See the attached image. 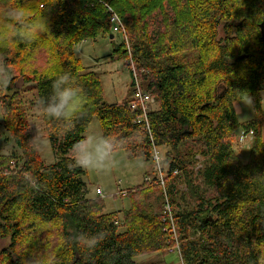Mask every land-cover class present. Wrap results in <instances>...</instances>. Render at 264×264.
Segmentation results:
<instances>
[{
	"label": "trees",
	"instance_id": "obj_1",
	"mask_svg": "<svg viewBox=\"0 0 264 264\" xmlns=\"http://www.w3.org/2000/svg\"><path fill=\"white\" fill-rule=\"evenodd\" d=\"M160 1L0 0V30L3 34L4 28L15 30L10 37L13 53L5 50L4 40L0 42L6 70L13 66L25 82L33 81L39 103L50 91L52 79L62 72L71 73L83 96L81 113L67 134L41 111L56 156L53 164L44 165L28 133L19 98L9 93L11 82L0 89L4 92L0 97L3 126L19 151L0 155V239L9 238V244L0 249V264L43 263L23 251V246L42 240L43 228L55 231L60 242L50 264H136L138 256L166 254L176 245L184 264H261L264 260V49L258 28L264 20V0H228L225 10L214 12L209 44L216 49L210 59L206 53L212 45L197 47L192 24L181 26L171 20L182 10L169 7L173 9L169 11ZM174 5L179 7V2ZM9 6L22 10L28 25L44 20L48 30L32 41L21 40L18 33L24 27L18 29L17 21L5 18ZM159 8L168 25H162ZM111 12L120 18L125 36L133 42L130 56L118 46L115 58L127 59V66L128 60L132 62L144 90L157 103V109L148 114L150 132L134 122L131 100L104 101L98 74L85 70L73 53L84 40L112 35ZM217 23H222L225 34L221 41L216 40ZM194 47L199 49L196 61L180 63L172 57L176 50ZM215 75L221 80L213 94ZM242 99L250 100L254 113L253 120L241 125L253 134L244 163L231 142L239 125L234 104ZM95 115L115 147L128 151L127 142L119 140L134 131L142 135L146 151L130 156L148 158L151 144L174 152L184 139L191 138L206 157L204 168L192 173L182 159H176L169 163L166 177L125 191L129 208L121 217L104 213L99 196H86L84 170L74 166L70 156L72 143L84 137ZM175 179L188 190H178ZM152 188L159 189V198L166 197L169 214L150 202ZM81 233L103 234V239L93 250L82 249L75 241Z\"/></svg>",
	"mask_w": 264,
	"mask_h": 264
},
{
	"label": "rangeland",
	"instance_id": "obj_2",
	"mask_svg": "<svg viewBox=\"0 0 264 264\" xmlns=\"http://www.w3.org/2000/svg\"><path fill=\"white\" fill-rule=\"evenodd\" d=\"M176 2H179V7L174 5ZM159 3L162 8L166 7L169 11H173L171 8H175L177 11L182 10L181 12H178L180 13V17H177V13L176 17H173L174 19L171 20L181 26H189L191 23L194 29L193 34L197 40H195L197 42V47L200 48L203 44L205 47L212 45L207 49L206 53L208 55V59L212 58L216 49V45L209 44L210 36L212 34V28L210 25H213L212 16L214 12L216 13L225 10L224 8L228 7V0H161ZM162 8H159L158 10L159 19L164 26L168 25V21L166 17H163L160 14ZM31 16L32 15H30V17ZM217 19L218 18L215 17V20ZM151 20L153 22V19ZM16 24V27L19 26L18 29H20L23 27V24L28 23L27 20L24 19L23 22H17ZM214 26L216 40L221 41V39L225 38L224 31H222V23H217V25L214 24ZM13 30H10V27L4 28V34L0 30V42L3 40L5 41L3 43L5 50L10 49V54L15 50L11 45L10 38ZM111 36L112 37L109 35L105 37L98 36L94 39L84 40L75 45L73 53L75 58L79 60L81 66L85 70H90L98 74L104 101L107 104H116L120 103L122 100H132L133 93L131 92L130 87V71L126 66L127 59L115 58L113 52L115 48L119 46V51L124 53V50H126L128 55L127 45L124 42L123 35L121 33H115ZM127 40L129 48L132 51L133 42L131 43L128 37ZM197 47L192 49H182L181 51L176 50L172 53V57L180 63H190L192 61H196L199 57V49ZM180 48H183V46ZM4 55V49L2 50L0 47V72L6 70L5 66L7 61ZM12 68L13 66H10L8 68L9 71L6 70L9 75V82H11L9 93L13 92L19 98V105L26 116L28 133H30L34 139L41 161L44 165L53 164L56 160V156L52 151L49 140L45 134L35 84L33 81L25 82L22 74L18 73L15 69L13 71ZM211 80L213 83L211 88L214 94L215 86L221 80V76L215 75L211 78ZM2 93L4 92L0 91V97L3 96ZM261 99V106L264 109V92L261 93ZM248 100L249 99H242L234 104V111L236 112V118L239 125L231 138L232 148L240 161L243 163L248 159L249 148L253 142V134L251 136V142H246L248 132L244 131L241 126L242 124L254 119L251 102L250 100L248 102ZM155 109H157L156 101L155 104L150 105V112ZM94 130L103 134L99 119L96 115L90 122L84 136ZM261 139L264 141V127L261 129ZM112 140L114 141V139ZM122 142H127L129 150L127 151L125 147H115V162L110 169L105 171H88L83 169V182L85 183V189L87 190L86 196L89 199L97 197L96 190L99 189L103 194V197L99 196L104 204L103 212L107 214L112 213L118 217H121L122 211L129 208V199L125 194L122 195V191L124 192L135 188L136 186L142 185L146 180L150 181L154 178H159L161 180L162 175L163 178L167 175L169 163L175 161L176 159H182L184 167H187L192 173H195L199 169L202 170L204 168V162L206 161L205 155H202L201 153V146L198 144V146L195 145L191 138L184 139L174 152L164 146L156 147L155 150L160 159L159 167L156 166L151 158L154 149L152 144L149 147L150 155L148 158L144 155L130 156L131 152L142 154L146 151L147 145L144 144L145 140L144 138L142 139L141 134L136 131L131 132L126 135L122 141L119 140V143ZM14 149L17 153L19 152L10 134L3 126V119L0 111V155H7ZM167 151V160L165 164H162L161 160L164 158V154ZM160 173L161 176L159 175ZM196 177V184H199L200 178L198 176ZM175 185L180 191L188 190L186 189L184 182L181 180L175 179ZM151 190L152 193L149 195L150 202H152L157 208L169 214V211L172 210L171 205H168L166 197L163 199L159 198L160 192L158 188H152ZM210 195L211 193L208 192L207 196ZM44 230L45 229L43 228L42 240L34 246H23V251L30 252L35 260L43 262L40 264H50L49 260L56 254L60 242L55 231L46 232ZM47 230H52V228L47 227ZM8 244L9 238L0 239V249ZM26 247L28 248L25 249ZM160 260H163L165 264H181V259L175 251L166 254H146L134 258V262L136 264H151Z\"/></svg>",
	"mask_w": 264,
	"mask_h": 264
},
{
	"label": "clouds",
	"instance_id": "obj_3",
	"mask_svg": "<svg viewBox=\"0 0 264 264\" xmlns=\"http://www.w3.org/2000/svg\"><path fill=\"white\" fill-rule=\"evenodd\" d=\"M5 18L11 21L23 22L24 12L9 6ZM24 31L18 33L21 40L32 41L42 32L48 30L44 20L34 25L23 24ZM9 83L6 70L0 72V88ZM249 102V100H248ZM83 106V96L79 85L69 72L58 73L51 81L50 91L40 98L39 107L43 115L61 125L63 134L70 132L80 115ZM42 146V145H40ZM33 150H36L34 147ZM71 161L74 166L88 171H105L115 162V143L107 135L98 131H91L76 140L70 147ZM103 239V234L90 235L81 233L75 237L76 244L87 250H93ZM264 264V260L261 261Z\"/></svg>",
	"mask_w": 264,
	"mask_h": 264
},
{
	"label": "built area",
	"instance_id": "obj_4",
	"mask_svg": "<svg viewBox=\"0 0 264 264\" xmlns=\"http://www.w3.org/2000/svg\"><path fill=\"white\" fill-rule=\"evenodd\" d=\"M110 23H111V33L112 34L121 33L123 35L124 42L127 45L128 55L130 56L129 43L125 36V30H124L123 24L120 18L117 16V14L114 12H111ZM128 61H129V65L127 66V62H126V66L128 67L130 71V75H131L130 87H131V92L133 93V99L129 103V109L131 110V112L136 113L134 122H136V124H140L142 129L150 132L148 114L151 111L150 105L155 104V99L143 89L142 84L139 80L138 71L136 70L132 62H130V60ZM251 136H252V132L250 131L248 132V135L246 136L247 143L251 142V138H252ZM151 158L153 162L156 164V166L159 167L160 159L158 157V154L155 148L153 149ZM173 172L176 174L177 171L175 170ZM159 175L161 176V173ZM161 183L163 182L161 181ZM125 193H126L125 191L124 192L122 191V195H124ZM96 194L97 196L103 197V194L99 189L96 190ZM171 231L172 233H174L173 227ZM173 251H175L180 257L178 245H176L173 248ZM181 264H184V263L181 262Z\"/></svg>",
	"mask_w": 264,
	"mask_h": 264
},
{
	"label": "water",
	"instance_id": "obj_5",
	"mask_svg": "<svg viewBox=\"0 0 264 264\" xmlns=\"http://www.w3.org/2000/svg\"><path fill=\"white\" fill-rule=\"evenodd\" d=\"M258 28H259V32H260V40L262 42V45H263V49H264V20L261 21L259 24H258ZM112 37V36H110ZM242 58V57H240Z\"/></svg>",
	"mask_w": 264,
	"mask_h": 264
}]
</instances>
